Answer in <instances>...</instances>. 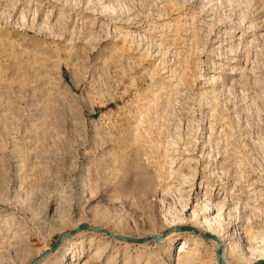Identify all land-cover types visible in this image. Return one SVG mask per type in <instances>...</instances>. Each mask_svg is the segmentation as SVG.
<instances>
[{"label": "rangeland", "instance_id": "1", "mask_svg": "<svg viewBox=\"0 0 264 264\" xmlns=\"http://www.w3.org/2000/svg\"><path fill=\"white\" fill-rule=\"evenodd\" d=\"M207 202L246 264L235 229L264 247V0H0V264L83 224L160 236ZM72 239L40 264L218 263L189 232Z\"/></svg>", "mask_w": 264, "mask_h": 264}, {"label": "bare ground", "instance_id": "2", "mask_svg": "<svg viewBox=\"0 0 264 264\" xmlns=\"http://www.w3.org/2000/svg\"><path fill=\"white\" fill-rule=\"evenodd\" d=\"M207 204L206 205H207L208 209H206V207L205 208L203 207L204 208L203 211H206V216L205 215L202 216L203 214L200 215V210L202 208L200 210L195 209L193 211V213L190 215V217H191V221L190 222L191 223L193 222V223L191 225H186V226L193 227L194 229L200 231L201 233H209V234H212L213 236L217 237L218 241H214V240H212V241L215 244V246L218 247L217 250L220 248L221 244L223 245L224 252H223L222 259H223L224 264H232L228 260V257H227L228 245H227L226 239H225V227H224L223 223L221 222L223 207H219L217 205L213 206V204L208 203V202H207ZM214 212H218V214L216 216H213ZM182 220H183V216L182 215H177V217H173V219L171 220L172 223L169 225V227H171V228H169L167 230V232L164 233L166 236L160 243H158L159 245L163 244L166 241H171V237H173L174 235H177V233L180 234V232L178 231V228L182 227V226H185V224H186ZM83 225H86V224H83ZM80 226H82V225H80ZM91 227H93V226H91ZM94 228H98V227H94ZM77 229H75L73 231H76ZM99 229H102V230L109 231V232L113 233L110 230H106V229H103V228H99ZM70 232H72V231H70ZM83 232H85V231H83ZM83 232L75 234L74 236L69 237V238L67 237L64 240V242L61 243V245L58 247V249L55 252L51 253L50 255H48L45 258H43L42 260H40L38 264L44 262L45 260H47L48 258L53 256L54 254H56L60 250L62 245H64L67 242V240L72 239V238L80 235ZM189 233H191V232H189ZM113 234H115V233H113ZM98 235H102V236H105V237L109 238L104 233H101V234H98ZM116 235L124 236V235H119V234H116ZM234 235L237 237V244L238 245H236L237 250L235 252V255H236L235 257L238 260H245L246 264H260V262H264V247L263 246L254 247V245L252 243L248 242V241H247V244H245V241L243 242V237H241L240 230L238 231L237 229H235V234ZM194 236H196V235H194ZM128 237H130V236H128ZM196 237H199V236H196ZM131 238H133V237H131ZM112 240L118 241V240H115V239H112ZM71 242H72V245L81 244L82 243V237H78L77 239H72ZM118 242H120V241H118ZM121 243H124V242H121ZM125 244H128V243H125ZM130 245H135V244H130ZM180 246L181 247H179L180 248L179 257L181 255H183L184 253H186V250H185L186 243L183 242V245H180ZM217 262H218V259H217ZM217 264H219V262Z\"/></svg>", "mask_w": 264, "mask_h": 264}, {"label": "water", "instance_id": "3", "mask_svg": "<svg viewBox=\"0 0 264 264\" xmlns=\"http://www.w3.org/2000/svg\"><path fill=\"white\" fill-rule=\"evenodd\" d=\"M83 231H85V232H93V233H97V234L104 233L109 238L118 240L120 242H124V243H128V244H135V245H144V244H147V243L152 242V241H154V242H156L158 244L166 236L165 234H163L161 236L152 235V236H148V237H145V238H131V237H128V236H118V235L113 234V233H111L109 231H105V230H102V229H99V228H94V227H91L89 225H82L76 231H72V232H69V233L65 234L63 236V238L61 239V241L52 250L46 252L41 258H39L38 260L34 261L32 264H38L40 260H42L46 256L50 255L51 253L55 252L58 249V247L61 245V243L64 242V240L67 237L68 238L72 237L75 234H78V233L83 232ZM178 231L180 233L191 232L192 234H194L196 236H199L202 239L218 241V238L213 236L212 234L201 233L200 231H198V230H196V229H194L193 227H190V226L179 227ZM223 252H224V247L221 244L220 248L217 250V259H218L219 264H224L223 259H222ZM260 264H264V262H260Z\"/></svg>", "mask_w": 264, "mask_h": 264}]
</instances>
